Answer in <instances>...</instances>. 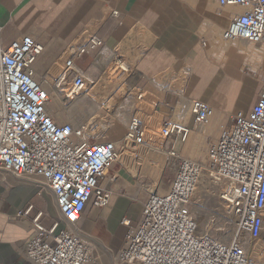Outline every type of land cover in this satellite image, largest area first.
Masks as SVG:
<instances>
[{"label":"built area","instance_id":"2783aa9c","mask_svg":"<svg viewBox=\"0 0 264 264\" xmlns=\"http://www.w3.org/2000/svg\"><path fill=\"white\" fill-rule=\"evenodd\" d=\"M214 1L221 8L238 10L222 39L264 44V0ZM102 47V37L92 32L60 57L54 80H63L60 85L65 87L58 83L55 87L64 97L78 96L92 83L75 66V59ZM42 51L43 44L30 34L5 42L0 27V191L8 175L53 196L57 215L51 225H43L41 211L30 220L32 235L22 246L30 264H91V249L98 243L80 230L79 223L87 204L101 208L114 193L107 186L113 175L103 183L105 171L124 145L157 153L171 138L184 143L207 123L213 107L190 99L189 118L162 120L156 135L147 134L144 120L134 115L121 141H98L87 122L78 126L60 122L49 109L50 72L35 67ZM178 90L183 93L182 87L170 92L178 97ZM142 99L144 90L137 87L136 100ZM230 120L210 139L201 159L177 155L171 146L167 153L177 159V167L167 191H148L136 222L127 216L121 219L125 234L114 264H264V91L249 111ZM135 154L130 150L128 155ZM205 182L219 185L217 197L224 210L208 220L232 224L234 233L228 241L216 239L218 232L210 226L201 234L191 214L190 207L198 201L193 200L195 193Z\"/></svg>","mask_w":264,"mask_h":264},{"label":"crops","instance_id":"0c3cea01","mask_svg":"<svg viewBox=\"0 0 264 264\" xmlns=\"http://www.w3.org/2000/svg\"><path fill=\"white\" fill-rule=\"evenodd\" d=\"M101 10L105 18L89 27ZM236 11L222 9L214 0H0V27L5 42L30 34L43 44L35 63L41 73L84 32H96L103 39L100 50L75 59V66L89 77L100 70L95 62L100 53L105 60L120 49L129 56L137 51L136 84L144 88L168 71L187 70L180 83L183 94L179 91L185 100L165 89L157 111L165 119L172 117L177 103L188 106L194 98L209 102L213 115L203 132H195L197 137L206 131L207 135L220 133L234 114L249 111L264 91V44L222 39ZM78 13L86 19H78ZM56 18L58 23L50 27ZM130 31H137V36L127 40ZM81 101L75 103V109ZM120 171L104 178L106 184L109 176L114 177L107 185L115 190L108 203L101 208L87 204L79 223L80 230L98 243L91 249V264H114L125 234L121 219L127 216L136 222L141 212L143 200L129 198L140 191L136 181L126 170ZM117 190H124V195ZM29 205V212L20 215ZM39 211L41 222L49 227L57 215L51 193L7 175L0 191V264H30L22 246L32 235L30 220Z\"/></svg>","mask_w":264,"mask_h":264},{"label":"rangeland","instance_id":"374dc122","mask_svg":"<svg viewBox=\"0 0 264 264\" xmlns=\"http://www.w3.org/2000/svg\"><path fill=\"white\" fill-rule=\"evenodd\" d=\"M225 7L224 9L233 11V8ZM106 16V13L103 11H98L95 14V22L92 21V24L89 27H96ZM59 18L51 21L49 26H53L58 23ZM136 33L130 31L127 36V40L135 39L137 36ZM88 34L87 32L82 35H78L74 43H76L81 37ZM130 42V41H129ZM72 43V44H74ZM71 45V44H70ZM69 45V46H70ZM132 45H135L133 43ZM135 47V46H134ZM104 51V50H103ZM102 51V52H103ZM126 51L117 50L116 52H112V55L107 56L104 60L103 64L100 66V70L96 71V75L93 77H88L92 80V83L89 84L86 88H93V92H90V96H86L79 105V109H75V103L78 102L79 97L82 95L75 96L71 99L64 97V92L57 90L55 87L57 80L50 81V79H54V76H58V72L60 70V66L62 64V58H58L55 60V63H58L59 69H54L52 64L48 67L49 69V77L48 80L51 82L53 86V91H51L49 95L48 107L49 109L57 114V119L60 122H69L74 126H78L82 123L87 122L88 124H100L104 125H112L113 116L112 113L109 112L108 109L112 108V102L116 100L114 96L117 91L121 90V94L125 96L126 101L122 102L120 105H125V114L123 115V122L125 127L128 121L134 116H139L144 120V124L147 132L151 127L153 132H149L148 134H157V129L160 126L162 120H167L168 118L163 119L162 116L157 111V107H155V102H159L162 98L161 95L167 90L181 89L182 85L179 82V78L185 77L186 73L183 72L185 69H181L179 71H168L166 76L159 75L153 79L154 83L157 86L163 87L161 89H156L153 86V81H150L149 84L144 86H140L136 84L138 80V74L135 73V60L137 58V51L134 49V55L129 56V53H124ZM99 53V52H98ZM95 55V57L98 55ZM129 56V57H128ZM129 58V59H128ZM54 63V62H53ZM126 67V68H125ZM55 74V75H53ZM129 79V80H128ZM134 83L133 87L130 91H127V82ZM56 81V82H54ZM54 83V84H53ZM65 84V83H64ZM65 87V86H62ZM142 87L144 90V99L141 101L136 100V88ZM180 98L182 94L179 92ZM124 93V94H123ZM181 98V99H182ZM53 101L57 104H53ZM158 104V103H157ZM109 106V107H108ZM179 107V105H178ZM65 108H74V111H77L78 114H75L70 119L66 118L63 115ZM124 109L122 108V111ZM173 112H171L172 114ZM173 119L178 118V115L172 116ZM152 125V126H151ZM94 126L95 130V138L99 139H110L106 138L105 132L101 128H97V125ZM96 128V129H95ZM122 136L125 132V128H121ZM155 131V133H154ZM199 131V130H197ZM196 131L192 132V134L188 137V141L182 143L173 138L164 142L162 146V152L152 153L148 149L143 148H132L133 151L136 152L134 157H123L122 152H120L117 161L109 166L106 170V176L110 175L117 170H121L120 174H122L125 170L130 174L134 181H136L137 186L140 191L137 193L138 200H143L147 196V192H151L154 190L158 194H163L168 188L169 182L174 174V171L177 167V159L174 157H168L165 153L168 152L172 145H174V149L177 155L184 157H196L201 159L207 151L208 143L210 139L214 138L216 135L211 134L209 132V139H206L207 131L204 134H200L196 137ZM116 137L117 140L120 137ZM113 140V139H112ZM185 144H189L188 148L185 149ZM141 165V166H140ZM125 166V167H124ZM140 166V169H139ZM125 171V172H126ZM13 178V177H12ZM15 179V178H14ZM17 180V179H15ZM20 181V180H19ZM219 190V185L205 182L203 183L196 191L193 200H198L196 205L190 207V211L193 208H196V211L192 213L195 220H197L200 224H202L206 219V228L209 226L208 217L215 213L220 214L221 211L224 210V206L221 204L220 200L217 197V193ZM115 191V190H114ZM124 190H117V193H124ZM141 193V194H140ZM46 220L49 221V217H46ZM220 226L227 232V237L224 239L228 241L231 238L233 232L232 224L229 222L219 221ZM211 230L215 231V223H211ZM204 229V228H203ZM216 239L220 237H224V235H219L218 233L214 235Z\"/></svg>","mask_w":264,"mask_h":264},{"label":"bare ground","instance_id":"6f19581e","mask_svg":"<svg viewBox=\"0 0 264 264\" xmlns=\"http://www.w3.org/2000/svg\"><path fill=\"white\" fill-rule=\"evenodd\" d=\"M215 2V1H214ZM216 3V2H215ZM217 6H218V4H216ZM219 7V6H218ZM221 8V7H220ZM222 9H224V8H222ZM227 9H229V7L227 8ZM49 13V12H48ZM79 14V13H78ZM78 14H75V15H77L78 16V19H82V13H80L79 15ZM47 15V14H46ZM86 19V18H85ZM85 19H82V20H85ZM95 20V19H94ZM93 20V21H94ZM95 22V21H94ZM38 58V57H37ZM38 59H36V61H37ZM95 62H96V64L97 65H102L103 64V62H104V59H103V55L100 53L96 58H95ZM52 66L54 67V69H56V71H57V69H59V66H58V63L56 62H54V63H52ZM126 68V67H125ZM56 73H58V72H56ZM189 73V72H188ZM187 73V70H186V74H188ZM84 74V73H83ZM53 75H55V74H53ZM86 77V76H85ZM54 79H50V81H53ZM129 80V79H128ZM127 80V81H128ZM54 82H56V81H54ZM51 83V82H50ZM57 83L60 85V84H62L63 83V80H61L60 81V83H59V79L57 80ZM56 83V84H57ZM54 84V83H53ZM134 84V83H133ZM133 84L132 83H130L129 81L127 82V91L126 92H128V91H130L131 90V88L133 87ZM64 85V84H63ZM60 86H62V85H60ZM58 90V89H57ZM60 91V90H59ZM121 90H119V91H117L116 92V94L114 95L115 97H116V100H114L113 102H112V108H110V109H108L109 110V112H111L112 113V116H113V121H112V125L110 124L109 126L108 125H104V124H100L99 122H96L97 124H89V125H97V128H101L102 130H103V132H105L104 134H105V136H106V138H110V139H101V138H99V139H97L98 141H113V142H119V141H121L122 139H123V137H124V134L120 137V136H118L119 134L121 135V128H125V132H126V130H127V125H128V123H127V125H126V127H125V124H124V122H123V115L125 114L124 112H125V105H120V104H122V102H125L126 101V99H125V96L124 95H122L121 94V92H120ZM168 91H170V90H168ZM90 92H93V88H86L85 89V91L82 93V95L79 97V99H81V100H83L86 96H90ZM124 94V93H123ZM179 94V93H178ZM183 94V93H182ZM178 97H180V94H179V96ZM177 97V98H178ZM182 98V97H181ZM181 100V99H180ZM182 100H185L184 99V97L182 98ZM53 104H57L56 102H54L53 101ZM178 105H179V107H178ZM109 107V106H108ZM122 108L124 109L123 111H122ZM188 109H189V105L188 106H186V104H179V103H177L176 104V107H175V109H174V113H172L173 115L172 116H175L176 114L178 115V117H185V118H189V114H188ZM75 109L74 108H65L64 109V112H63V115L66 117V118H68V119H70L72 116H74L75 114H78V112L77 111H74ZM214 111V110H213ZM213 115V114H212ZM211 115V116H212ZM211 118V117H210ZM208 122V121H207ZM152 126V125H151ZM205 126V125H204ZM204 126H202L201 128H199L198 130L199 131H202V129H203V127ZM93 127V131H94V134H95V130H94V126H92ZM96 129V128H95ZM154 130V129H153ZM153 130H152V128L150 127L149 128V131L147 132V134L149 133V132H153ZM157 131V130H156ZM199 131H197L196 130V132H199ZM124 132V133H125ZM194 132V131H193ZM203 132V131H202ZM154 133H155V131H154ZM192 134V133H191ZM219 134V133H218ZM217 134V135H218ZM152 135H156V134H152ZM217 135H216V137H217ZM120 137V138H118L117 140H115L116 139V137ZM205 138L206 139H209L210 137H209V135H207V136H205ZM113 139V140H112ZM125 147H124V151L122 152V154H123V157L124 156H126L127 158L129 157V153H130V150L132 151V149L131 148H129V147H127L126 145H124ZM168 157H169V154L166 152L165 153ZM106 172V171H105ZM109 185V184H108ZM152 191H154V190H152ZM167 191V190H166ZM165 191V192H166ZM196 211V208H193L192 209V211H191V214L192 213H194ZM219 221H221V220H218V221H214V222H210L209 220L207 221V222H209V226L211 227V223H215V228L218 226V228H216V230H217V232H218V234L221 236V235H224V237H222V239L220 238V237H218V240H223V241H225L224 239L227 237V232L223 229V227L222 226H220V223H219ZM196 222H197V225H198V229H199V232L201 233V234H204L205 232H206V219H205V221L202 223V224H200L199 223V221H198V218H197V220H196ZM204 228V229H203Z\"/></svg>","mask_w":264,"mask_h":264}]
</instances>
